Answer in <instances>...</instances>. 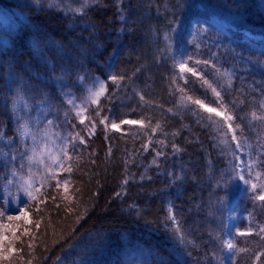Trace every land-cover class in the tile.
<instances>
[{"label":"trees","instance_id":"obj_1","mask_svg":"<svg viewBox=\"0 0 264 264\" xmlns=\"http://www.w3.org/2000/svg\"><path fill=\"white\" fill-rule=\"evenodd\" d=\"M61 1L73 9L82 2ZM218 13L237 14L243 25L225 32L215 20ZM0 37L7 41L0 43L3 134L15 136L6 83L20 81L34 99L49 102L58 130L78 132L86 141L77 142L79 166L58 174L61 181L69 179L68 192L53 180L41 190L46 203L39 213L36 202L26 204L28 216L14 228L20 239L11 264H125L127 246L136 243L151 252L150 264H220L228 260L223 244L227 210L240 194L237 226L242 231L250 226L254 234H233L237 248L249 249L237 256V264H252L253 253L264 250V240L255 235L264 224V206L236 178L232 154L243 150L248 160L264 159V121L251 117L253 111L264 114L259 108L264 100V0H96L84 12L41 8L34 0H0ZM185 60L199 76L179 72ZM110 75L123 79L114 83ZM201 77L221 92L233 127L242 125L243 132L236 130L241 149L230 133L231 148L220 143L211 121L223 124V116L187 100L192 96L222 111L211 89L201 87ZM93 78L104 80L107 91L98 106L88 105L84 115L95 127L86 119V128L63 91L85 96ZM104 117L109 119L101 124ZM121 120L142 123L110 126ZM254 171L264 172V165ZM6 174L0 149V192Z\"/></svg>","mask_w":264,"mask_h":264},{"label":"snow or ice","instance_id":"obj_2","mask_svg":"<svg viewBox=\"0 0 264 264\" xmlns=\"http://www.w3.org/2000/svg\"><path fill=\"white\" fill-rule=\"evenodd\" d=\"M37 6H40L42 3H47L49 8H61V0H34ZM96 0H82L80 7L78 8H71L69 5L67 11H74V12H84L87 7L91 3H95ZM123 18V17H122ZM192 57H188V60H191ZM208 65L209 61H196V64ZM188 61L185 60L178 64L179 72L181 74L187 72L191 73V76L197 77L200 74L195 70V67H188ZM219 71V70H217ZM226 74V73H225ZM84 77H78V80L81 82L84 81ZM109 79L116 83L118 80H122V76L110 75ZM201 87L207 85L209 89H211L212 93L219 101V107L222 111H217L215 107H209L204 103L201 99H194L192 96H187V100L190 101L192 104L198 105L201 109H205L209 113H215L217 117L223 116V124L219 123L218 121H211V124L216 126L217 131L220 134V143L224 146L231 148V144L228 139L229 133L231 134V141L235 142L236 149H241L242 145L240 142V138H238L236 134V130L239 129L243 132L242 125L237 123L235 127H233L232 121L234 120V116L231 114H225L227 111V106L222 103V96L221 92L217 90L216 87H213L212 83H209L207 79H204ZM15 82V81H13ZM187 83V81H186ZM23 91L22 85H18L17 87V95L13 98V106L15 109V105L20 99V93ZM87 96L80 97L81 104H77L75 99L71 97V94L65 93L67 97V103L72 106V111L75 112V116L78 118L79 123L85 125L87 128L88 125L85 124V120L88 119L89 123L92 127H95L94 121L91 119V116H85L84 113L88 110V105H99L100 98L103 97L107 91L106 82L104 80H100L98 78H93L92 86L86 89ZM181 92H184V89H180ZM207 93H205L206 95ZM141 100H144V97H140ZM181 101H184V97H181ZM40 103H44L41 101ZM27 111L24 112L23 115H18L14 110L12 115L13 119L17 121V126L14 131L18 134L20 140V146L24 148L23 152H19V156L21 157L20 167L17 169L15 166L9 169V173L13 177H18L15 183L19 186V190H22L24 194L28 197V201L36 202L35 211L39 213L41 211L40 205L45 204L46 200L43 198V192L41 191L45 186H52L50 181L55 180L56 188H60L61 185L63 186V190L65 193L68 192L69 186V179L64 178L62 181L58 179L59 172H67L72 173L74 170V164L78 167L80 157L75 155L77 142L81 145L85 144L86 141L80 133H72L69 132L67 136H60V134L53 133L51 131V126L53 125V120H48L45 127L40 129H33L29 127L30 122L39 123V118H33L27 114L28 111H31V108L27 103L24 105ZM259 108L264 109V100L259 103ZM171 111V109H169ZM68 113H65L67 117ZM96 116H99V111H96ZM251 117L253 120L257 121H264V114L258 115L256 111L251 112ZM108 117H104L100 120L101 124H104ZM242 119V118H241ZM142 123V121H135V120H121L120 123H116L115 121L111 122V127L113 129H119L120 124H137ZM107 126V125H106ZM74 127V125H73ZM159 124H157V128ZM156 129L153 128V132ZM55 137V138H54ZM31 139L32 144L27 145L24 144L25 139ZM0 139H4L3 131L0 130ZM59 139L62 143L57 144L56 140ZM37 141L39 143L37 144ZM7 142L9 144L13 143L12 137L7 138ZM151 142V140H149ZM158 143L163 144V141H158ZM147 149V145L143 146ZM264 147V145H261ZM233 156L239 163L234 165L233 171L235 172L236 178L242 182L247 189H249L252 193L251 199L253 201H259L262 206H264V172L262 171H254L257 168V165H264V159H261L258 156L256 159H250L249 161L241 160L239 156H235V151L232 152ZM157 156L162 155L161 152L156 153ZM251 155V154H250ZM261 155H264L262 153ZM17 159V155L15 152L10 154V159L5 158L4 166L8 167V164L14 162ZM24 161H27V174L24 173L23 169L25 168ZM155 163V161H153ZM39 165L42 167V172L40 171H33V165ZM242 165V166H241ZM238 170V171H237ZM38 180V186H37ZM14 181L9 179L7 184H13ZM127 184L128 181L125 180L123 182ZM120 195V193H117ZM54 200L55 197H52ZM64 199H68L67 196ZM27 203L26 201H20L19 206L17 207L16 211L18 215H9L7 214V209L0 208V218L6 217V222L0 223V261L8 260L9 264H11V257L14 251H16L14 247V243L16 240H19L20 237L15 235L14 232V222L19 221L22 217L26 218L28 216V212L24 208V204ZM169 212L171 213V208H169ZM175 223V215H170L169 217ZM36 228L40 227V221H36L35 224ZM18 227V225L16 226ZM8 232H12V237L9 239L5 234ZM175 232L178 235V238L183 242L184 236L181 232L179 225L176 226ZM29 230L25 228L23 230L24 235H28ZM254 234V229L252 227H247L246 230H240L239 228L236 229L235 235L236 236H252ZM255 235H257L260 240H264V224L258 225V231H255ZM8 240L5 244L4 241ZM224 247L232 253V256L228 257L231 261V264H237V256L240 253L248 252L249 249L246 248H237L236 244L232 240H225L223 242ZM31 247V245H29ZM264 257V250L256 251L253 253V257L250 258L252 260V264H261V258ZM220 264H223V259L220 260Z\"/></svg>","mask_w":264,"mask_h":264},{"label":"rangeland","instance_id":"obj_3","mask_svg":"<svg viewBox=\"0 0 264 264\" xmlns=\"http://www.w3.org/2000/svg\"><path fill=\"white\" fill-rule=\"evenodd\" d=\"M37 7L49 8L47 3H42L40 6H37ZM55 9H57V8H55ZM59 10H62L65 12L67 11V7H65L62 4V1H61V8ZM215 20L220 25L221 29L225 32H228L232 29H236V25H243V20H242L241 16H239L237 14L236 15H233V14L229 15V14H225V13H218ZM243 30L246 31V29H243ZM246 33L249 34L251 37L260 38V35L252 34L248 31H246ZM0 43L4 45L7 43V41H6V39L0 37ZM32 46H33V49L36 53H38V51L41 53V50H39L37 44L33 43ZM7 76L9 77V76H11V74L8 73ZM19 84H20V81H19ZM6 85H7V90L5 93H7V102L9 104V109H10L11 114L15 110L18 115H23L24 112L27 111L24 107L25 103H27L29 105V107L31 108V111H28L27 114L33 118H36V117L39 118V123H34V122L29 123L30 128H33V129L43 128L47 124L48 120H53L52 113H51V106H50L49 102L44 101V103H40L41 102L40 100L37 101L36 99H34V94L32 92H27L23 87H22L23 91L20 93V99H18V102L16 103L15 109H14L13 98L17 95L16 90H17L18 85L13 86V84L11 82L10 83L7 82ZM90 86H92V85H89L88 87H90ZM62 88H63V86H62ZM65 93L71 94V97L75 99L76 103L81 104V99L77 98L74 94H72L70 90L64 89V91H63L64 96H65ZM86 96H87V93H86L85 97ZM65 99L67 101L66 96H65ZM17 123L18 122L14 120L15 128L17 126ZM51 131L53 133L58 132L60 134V136H67V133H63L56 128L55 123H53V125L51 126ZM8 137L9 136L4 135V139H0V149H1L2 162L4 164L5 158L10 159V154H12L13 152L16 153L17 159L14 162L8 164V167L4 166L7 170V174H6V178H5V181L3 183V186H2V191L0 192V208L7 209V214H9V215H18L16 209L19 206V202L20 201H26L28 203L29 201H28V197L24 194V192L22 190H19V186L15 183V181L18 179V177L11 176L9 173V169L12 168L13 166H15L17 169H19L20 162H21V157L19 156V152H23L24 148L20 146V140H19L18 134L16 132H15V136H12V135L10 136L13 139V143L9 144L7 142ZM38 143H39V141H37V144ZM56 143L59 144V143H62V141L57 139ZM24 144L31 145L32 144L31 139L30 138L25 139ZM237 156H239L241 160L248 161L247 155L245 152H243V150H239L237 153ZM24 163H25V168L23 169V171L25 174H27V161H24ZM237 163H239V161H237ZM32 167H33L34 172H36V171L42 172L41 166L34 164ZM9 179L13 180L14 183L13 184H7V181ZM243 185L244 184L242 183V186ZM37 186H38V180H37ZM240 197H241V195L237 199H234L233 202L231 203L230 207H229L227 217H226L225 240H231V236H232L233 232L237 229L236 219L234 216V210L237 207V202H238V199ZM27 203L24 204L25 210H26L25 206ZM169 204H170L169 208H171V213L169 212V217H170V215H175V212H174L172 203H169ZM168 211H169V209H168ZM22 218L24 219V217H22ZM177 221H178V219L176 218V215H175V222H177ZM3 222H6V217L0 218V223H3ZM17 225L19 226V221L14 222V228L17 229V227H16ZM0 231H2V230H0ZM8 234H10V232L6 233L5 235L8 236ZM226 252H227V257L232 256V253L229 252L227 249H226ZM124 256H126L125 257V264H150L149 259L151 257V252L149 250H147L143 245L136 243L135 245H128L127 246V251H126ZM223 264H231V261L228 259L225 262H223Z\"/></svg>","mask_w":264,"mask_h":264}]
</instances>
